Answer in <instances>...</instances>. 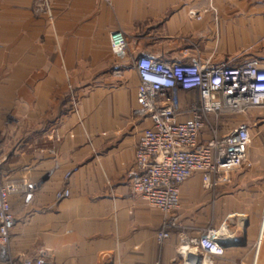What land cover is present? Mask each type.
<instances>
[{
    "label": "crops",
    "instance_id": "obj_1",
    "mask_svg": "<svg viewBox=\"0 0 264 264\" xmlns=\"http://www.w3.org/2000/svg\"><path fill=\"white\" fill-rule=\"evenodd\" d=\"M45 1L0 0L1 169L37 186L29 205L11 199L12 258L181 264L189 249L178 233L196 239L212 227L229 233L213 264H254L264 229V107L232 118L251 139L238 170L211 190L199 174L181 185L180 227L162 245L164 215L132 192L127 176L149 126L134 115L136 61L264 62V0ZM117 32L129 43L119 55L110 41ZM191 98L182 95V105ZM64 189L71 196L57 203Z\"/></svg>",
    "mask_w": 264,
    "mask_h": 264
},
{
    "label": "built area",
    "instance_id": "obj_2",
    "mask_svg": "<svg viewBox=\"0 0 264 264\" xmlns=\"http://www.w3.org/2000/svg\"><path fill=\"white\" fill-rule=\"evenodd\" d=\"M111 4L114 0H101ZM46 1L41 0V7ZM198 21L201 15L191 13ZM115 55L126 52L129 43L121 32L111 35ZM138 78V107L134 115L149 121L135 150L134 167L128 180L134 194L164 215L159 244L179 228L181 185L199 174L203 187L213 189L217 180L238 170L246 161L250 132L246 125L232 127V118L264 107V62L251 59L241 63L215 65L199 57L187 61H164L143 56L134 66ZM190 95L186 106L181 96ZM0 159V264H52L44 254L13 259L10 252L15 217L11 199L29 205L37 190L23 180L5 178ZM70 174L66 175L68 180ZM64 189L55 194L57 203L69 199ZM181 245L188 248L181 264H213L225 255L227 229H204L196 239L182 230ZM254 264H264V229L255 246ZM161 264V263H158ZM169 264H180L172 262Z\"/></svg>",
    "mask_w": 264,
    "mask_h": 264
},
{
    "label": "rangeland",
    "instance_id": "obj_3",
    "mask_svg": "<svg viewBox=\"0 0 264 264\" xmlns=\"http://www.w3.org/2000/svg\"><path fill=\"white\" fill-rule=\"evenodd\" d=\"M217 43L213 42V43H210V45H215ZM243 58L241 57H235V58H231L230 60L232 61L231 63L233 64H236V63H239L242 61ZM245 59V58H244ZM4 166V165H3ZM231 173H229L228 175H226V177H228Z\"/></svg>",
    "mask_w": 264,
    "mask_h": 264
},
{
    "label": "water",
    "instance_id": "obj_4",
    "mask_svg": "<svg viewBox=\"0 0 264 264\" xmlns=\"http://www.w3.org/2000/svg\"><path fill=\"white\" fill-rule=\"evenodd\" d=\"M226 246V244H224V247Z\"/></svg>",
    "mask_w": 264,
    "mask_h": 264
}]
</instances>
